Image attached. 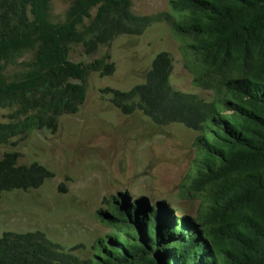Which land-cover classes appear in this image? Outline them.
<instances>
[{
    "label": "trees",
    "instance_id": "16d2710c",
    "mask_svg": "<svg viewBox=\"0 0 264 264\" xmlns=\"http://www.w3.org/2000/svg\"><path fill=\"white\" fill-rule=\"evenodd\" d=\"M131 6L132 0H70L53 20L51 0H0V108L8 109L0 145L56 131L60 116L85 101L89 74L114 72L108 53L70 59L73 44L92 54L118 35L167 21L198 62L194 81L211 88L213 98L173 87L166 51L155 54L144 81L101 92L123 114L140 110L156 124L197 132L180 183L200 198L196 214L177 216L164 199L129 201L120 193L97 211L114 231L96 238L87 256L38 229L4 231L0 264H264V0H169L170 11L154 14ZM9 64L17 66L12 73ZM17 158L16 151L0 158V194L37 188L54 176L37 161Z\"/></svg>",
    "mask_w": 264,
    "mask_h": 264
},
{
    "label": "rangeland",
    "instance_id": "374dc122",
    "mask_svg": "<svg viewBox=\"0 0 264 264\" xmlns=\"http://www.w3.org/2000/svg\"><path fill=\"white\" fill-rule=\"evenodd\" d=\"M69 2L51 0V18L60 19ZM131 8L136 14L171 10L169 0H132ZM186 43L167 21H157L139 35L116 36L92 54L80 44L71 46L70 59L88 62L108 53L115 70L89 74L85 101L76 113L60 116L56 131L36 130L24 139H12L14 144L0 145V158L16 151L18 163L37 161L54 173L37 188L0 194V235L38 229L64 249L87 256L96 238L114 231L97 211L106 210L107 200L120 193L129 201L164 199L177 216L196 214L200 198L188 195L180 183L195 156L197 132L181 123L156 124L140 110L123 114L110 103V95L101 92L103 87L128 90L144 81L155 54L166 51L172 58V86L211 100V88L193 79L199 66ZM16 67L9 64L6 72ZM7 112L0 108V121Z\"/></svg>",
    "mask_w": 264,
    "mask_h": 264
}]
</instances>
